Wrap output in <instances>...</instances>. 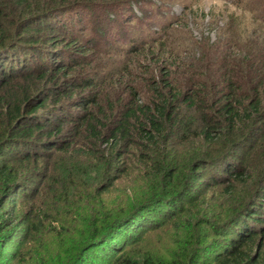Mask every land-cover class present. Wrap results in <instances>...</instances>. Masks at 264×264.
Returning <instances> with one entry per match:
<instances>
[{
    "label": "trees",
    "instance_id": "1",
    "mask_svg": "<svg viewBox=\"0 0 264 264\" xmlns=\"http://www.w3.org/2000/svg\"><path fill=\"white\" fill-rule=\"evenodd\" d=\"M115 2L0 0V260L36 176L31 197L58 205L33 210L29 232L47 214L64 227L63 257L49 264H86L93 250L140 264L124 247L165 226L180 229V256L155 264H264V0L244 7L258 32L230 25L222 42L193 50L160 42L171 22L141 43L157 44L149 50L128 46L130 61L150 56L158 75L151 64L139 82L141 64L130 62L105 84L86 69L83 40L94 36L78 38L74 21L103 8L111 34L118 19L137 20L124 7L110 12ZM210 237L220 241L200 247ZM204 250L212 255L200 261Z\"/></svg>",
    "mask_w": 264,
    "mask_h": 264
},
{
    "label": "rangeland",
    "instance_id": "2",
    "mask_svg": "<svg viewBox=\"0 0 264 264\" xmlns=\"http://www.w3.org/2000/svg\"><path fill=\"white\" fill-rule=\"evenodd\" d=\"M122 1L124 0H116V4L113 5L115 8L111 9L110 12L119 7L123 8V4H120ZM128 3L126 8L124 7V10L127 9L125 17L132 16V18H137V20H133L131 24H124L117 18L118 23H114L111 26L113 31L111 34L107 31L106 13L101 10L103 8L96 11L90 9L81 12L77 20L81 22L74 21V31L76 35H79L77 36L78 38L83 40V34H80L82 31L94 36L93 40H83V42L88 41V47L94 48L93 52L84 45L85 49L83 48L82 50L89 58V64L86 63V69L96 74L97 77L100 76L101 82L104 79L105 84H110L114 80L113 77L116 78L115 74L110 77V73L106 74L107 72L116 71L121 65L130 62H132V67L138 65L137 62L141 64V69H135L136 73L131 76L133 79L136 76L135 78L139 82H141V78H147L143 70L147 69L151 64L156 67L154 75H158L159 70L157 67H160V64H154V60L151 61L150 56L146 63L143 60L136 59V57L134 62L130 61L132 57L129 54L131 51L128 50V46H137L139 49L143 47L145 50H149L152 45L155 46L157 44L152 42L143 45L141 43L143 41L149 42L151 37L161 35L162 31L160 28L171 22H173L171 28L174 32L171 31V34L166 36V40L162 38L160 42L168 41L167 43L170 44V40L178 39L181 42L185 41L187 48H193V50L200 43L211 46L220 41L222 42L223 33L230 25L236 27L239 24L241 27L248 29L247 33L258 32L259 26H255L259 24L255 17L256 13L248 14L244 10L250 0H129ZM110 12L111 16L109 15V17L116 18V11H114V14ZM119 18H121V15ZM95 20L99 24L95 30L99 33L93 32L94 29L90 23ZM78 25L79 28L77 27ZM145 54L149 53L146 51ZM198 58H200V55L196 53V59ZM27 181L32 184L29 185V189L26 191L27 195L19 198L16 206L17 215L20 216L18 221L20 222H18L14 239L7 246L5 245V248L1 251L2 259L0 264H49L50 261L61 260L63 257L62 252L65 247L60 242V238L64 227H60V217L58 215L51 221L45 218V216H50L48 214L40 216L38 218L39 222L34 220L35 227L36 229L38 228L37 233L36 231L34 233L29 232V224L33 219V210L41 206V212L47 211V205L51 203V206L55 207L57 203L55 201L47 202L46 193L31 197L35 186L39 190L38 184L40 181H38L36 176H28ZM26 185L28 187V184ZM53 195L51 194V197ZM206 216L216 222L217 215L215 211ZM183 218L184 216L180 215L178 225H180L181 221H186ZM197 218L204 219L205 216L198 213ZM172 228L165 226L158 231L146 233L137 243L124 247L123 254L131 255L137 262L140 261V264H155L159 259H163V263H166L168 256L178 258L180 255L174 253L177 246L175 243L181 241L183 237L179 232L180 229L176 228V226ZM202 228L203 226H195V231ZM212 240L220 241V239L210 237L203 240L204 242L200 247L206 249V246H209ZM57 246L62 247L59 252L56 250ZM88 253L89 258L86 264H115V261L113 262L109 257H105L95 250ZM211 255L210 251L204 250L200 254V261H206ZM68 259L64 260V262L67 263Z\"/></svg>",
    "mask_w": 264,
    "mask_h": 264
}]
</instances>
